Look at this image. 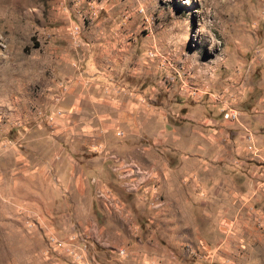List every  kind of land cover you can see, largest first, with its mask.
I'll list each match as a JSON object with an SVG mask.
<instances>
[{"label":"rangeland","instance_id":"374dc122","mask_svg":"<svg viewBox=\"0 0 264 264\" xmlns=\"http://www.w3.org/2000/svg\"><path fill=\"white\" fill-rule=\"evenodd\" d=\"M0 264H264V0H0Z\"/></svg>","mask_w":264,"mask_h":264},{"label":"built area","instance_id":"2783aa9c","mask_svg":"<svg viewBox=\"0 0 264 264\" xmlns=\"http://www.w3.org/2000/svg\"><path fill=\"white\" fill-rule=\"evenodd\" d=\"M232 111L224 113V117L232 116ZM109 163V170L114 174L120 183L123 191L130 193L138 190L150 179V170L130 157L118 156L116 154H106L105 158ZM97 196L105 198V201L112 203L111 198L105 192L97 190Z\"/></svg>","mask_w":264,"mask_h":264},{"label":"crops","instance_id":"0c3cea01","mask_svg":"<svg viewBox=\"0 0 264 264\" xmlns=\"http://www.w3.org/2000/svg\"><path fill=\"white\" fill-rule=\"evenodd\" d=\"M80 171H81V172L78 173L80 176H84V175H86L84 169H81ZM91 173L94 174V175H97L99 172H98V170H97V172H95V171H91ZM76 174H77V173H76Z\"/></svg>","mask_w":264,"mask_h":264}]
</instances>
